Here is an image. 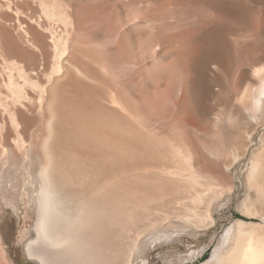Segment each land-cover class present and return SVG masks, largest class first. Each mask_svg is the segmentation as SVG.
<instances>
[{
  "label": "rangeland",
  "instance_id": "1",
  "mask_svg": "<svg viewBox=\"0 0 264 264\" xmlns=\"http://www.w3.org/2000/svg\"><path fill=\"white\" fill-rule=\"evenodd\" d=\"M263 52L264 0H0V264H40L27 252L36 236L37 216L28 202L32 196L28 186L33 185L29 174L37 159L21 166L19 182L6 185L13 160L4 141L10 130L16 151L23 148L25 153L29 141L42 140L48 89L67 68L105 95L108 102L100 97L102 103L114 104L120 92L134 113L148 118L164 114L165 105L150 99L147 106L139 104L143 102L139 93L154 91L166 73H175L177 80L173 95L164 99L171 108L177 109L187 92L192 97L186 101L200 100L208 89L223 100L239 101L248 85L235 91L237 78L260 67ZM138 70L146 74L148 84L137 78ZM246 101L252 104L253 98ZM136 119L142 133L160 147L180 143L183 137L171 131L158 135ZM214 133L213 140L209 137L201 145L234 165L226 184L230 193L213 207V222L205 221L201 229L174 226L150 236L132 255L131 264H214L215 251L221 247L226 254L239 233L264 237V193L248 181L253 164L264 162V115H257L256 123L245 129ZM249 134L251 145L245 142L249 151L235 162L240 146L229 140L242 136L248 142ZM14 200L16 208L11 206Z\"/></svg>",
  "mask_w": 264,
  "mask_h": 264
},
{
  "label": "bare ground",
  "instance_id": "2",
  "mask_svg": "<svg viewBox=\"0 0 264 264\" xmlns=\"http://www.w3.org/2000/svg\"><path fill=\"white\" fill-rule=\"evenodd\" d=\"M259 60L260 67L237 78L235 91L248 85L239 101L223 100L208 89L200 100L186 101L192 97L187 92L177 109L164 101L174 93L176 74L163 71V81L153 84L154 91L139 93L143 101L139 104L147 106L152 100L157 106L165 105L164 114L148 118L134 113L120 92L114 104L102 103L99 98L108 102L106 96L67 68L64 77L48 89L47 131L42 140L38 143L31 137L25 153L22 147L16 151L10 130L4 141L13 160L6 185L15 179L19 182L17 174L23 165L37 159L36 169L29 171L33 185L28 186L32 193L28 202L37 216L29 256L40 264H131L132 255L150 236L174 226L201 229L205 221L213 222V207L224 193H230L226 184L234 162L201 142L213 140L216 129L242 130L253 126L257 115H264V52ZM73 66L89 77L78 63ZM142 70L136 72L137 78L148 84ZM249 97L252 104L246 101ZM137 116L158 135L182 133L180 143L160 147L142 133ZM244 138L229 140L240 146L235 162L249 151L252 136L248 142ZM263 163L253 164L248 179L261 194ZM2 197L7 198L5 193ZM11 206L16 208L17 201ZM245 237L239 233L226 254L218 248L214 264H264V237Z\"/></svg>",
  "mask_w": 264,
  "mask_h": 264
}]
</instances>
